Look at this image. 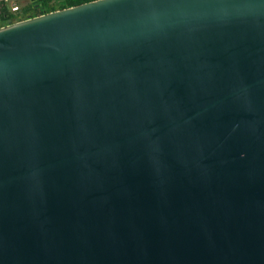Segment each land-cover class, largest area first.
Returning <instances> with one entry per match:
<instances>
[{"label": "water", "instance_id": "1", "mask_svg": "<svg viewBox=\"0 0 264 264\" xmlns=\"http://www.w3.org/2000/svg\"><path fill=\"white\" fill-rule=\"evenodd\" d=\"M0 264H264V0L1 26Z\"/></svg>", "mask_w": 264, "mask_h": 264}, {"label": "trees", "instance_id": "2", "mask_svg": "<svg viewBox=\"0 0 264 264\" xmlns=\"http://www.w3.org/2000/svg\"><path fill=\"white\" fill-rule=\"evenodd\" d=\"M92 0H30L19 11H13L6 2H0L1 26L58 9L75 6Z\"/></svg>", "mask_w": 264, "mask_h": 264}, {"label": "rangeland", "instance_id": "3", "mask_svg": "<svg viewBox=\"0 0 264 264\" xmlns=\"http://www.w3.org/2000/svg\"><path fill=\"white\" fill-rule=\"evenodd\" d=\"M28 2H30V0H12V2L10 3V7L12 9V6L15 5V4H18L20 6V9L26 5ZM13 10V9H12ZM14 11V10H13ZM19 11V10H17ZM0 23H1V17H0Z\"/></svg>", "mask_w": 264, "mask_h": 264}, {"label": "built area", "instance_id": "4", "mask_svg": "<svg viewBox=\"0 0 264 264\" xmlns=\"http://www.w3.org/2000/svg\"><path fill=\"white\" fill-rule=\"evenodd\" d=\"M0 2L11 3L12 0H0ZM12 9H13L14 11L20 10V6H19L18 4H15V5L12 6Z\"/></svg>", "mask_w": 264, "mask_h": 264}, {"label": "crops", "instance_id": "5", "mask_svg": "<svg viewBox=\"0 0 264 264\" xmlns=\"http://www.w3.org/2000/svg\"><path fill=\"white\" fill-rule=\"evenodd\" d=\"M8 5H10V3H7Z\"/></svg>", "mask_w": 264, "mask_h": 264}]
</instances>
